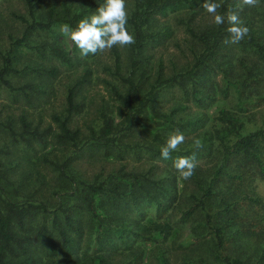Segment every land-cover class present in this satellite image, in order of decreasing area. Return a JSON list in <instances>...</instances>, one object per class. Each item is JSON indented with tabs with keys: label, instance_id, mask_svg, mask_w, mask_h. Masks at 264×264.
Wrapping results in <instances>:
<instances>
[{
	"label": "rangeland",
	"instance_id": "1",
	"mask_svg": "<svg viewBox=\"0 0 264 264\" xmlns=\"http://www.w3.org/2000/svg\"><path fill=\"white\" fill-rule=\"evenodd\" d=\"M174 1L180 3L150 18L145 33L156 37L140 53V69L132 72L129 46H114L82 57L70 38L60 32L61 25L71 21L75 27L80 19L94 13L88 0H30L36 21L45 23L52 14L54 23L47 30L30 31L19 45L17 41L26 30L21 19L31 21L28 4L26 0H0V67L2 56L9 55L15 72L8 80L16 88L0 86V162L9 168L15 200L34 206L45 203L49 211L43 215L40 209H34L35 214L20 232L33 245L30 264H58L60 259L57 251L51 252L48 237L44 233L37 236L36 232L44 227L57 245L52 218L58 215L63 221V208L71 209L67 213L81 228V234L74 235L76 253L88 248V264H101L93 243L92 214H98L101 228L115 229L122 223L121 228L138 232L160 223L169 226L166 237L156 232L151 240L133 237L121 243L114 239L111 248L102 243L100 252L110 253L106 264H220L215 259V228H222V256L255 264L264 252V179L254 177V170H247L243 161L227 158L224 162L219 146V140L230 144L235 139L224 126L225 117L236 120L240 135L264 129V55L248 44H225V37L200 76L187 78L184 73L193 66L195 56L204 52L197 36L205 33L211 38L217 25L202 7L205 0ZM232 2L234 7L224 16L236 12L249 28L244 39L264 45V2L258 0L254 6L245 5L243 0ZM126 4L129 18L137 10L136 0H126ZM127 28L132 33L130 25ZM141 69L146 70L143 92L155 84L158 73L164 79L176 76L177 83L159 89L157 111L147 110L139 124L130 132L120 133L114 144L99 145L91 139L90 129L98 132L102 114H115L118 102L110 88L117 86L124 92L121 78L132 74L137 81ZM77 83L75 103L79 107L71 118V127L81 131L82 141L74 148L56 143L58 128L51 117L65 113L68 91ZM23 118L31 130L42 132L51 127L52 131L42 142L31 140L30 146L19 138L15 141L6 125L20 133ZM176 130L184 134L185 142L170 154V159H163L161 148ZM195 140L200 141L199 146ZM192 155L197 161L195 173L183 180L173 166L174 160ZM44 158L59 167L54 168ZM221 165H225L227 176L213 180ZM239 173L245 175L243 183L233 180ZM140 175L153 179L157 187L166 184L167 198L148 179L143 182L162 204L160 207L142 195L132 204L129 194H139L134 177ZM85 183H102L117 199L101 196L93 202L91 211L81 188ZM188 183L194 188L187 187ZM209 183L214 185L210 195L206 194ZM72 186L79 187L74 193L77 196L71 193ZM207 215L212 217L210 224Z\"/></svg>",
	"mask_w": 264,
	"mask_h": 264
},
{
	"label": "trees",
	"instance_id": "2",
	"mask_svg": "<svg viewBox=\"0 0 264 264\" xmlns=\"http://www.w3.org/2000/svg\"><path fill=\"white\" fill-rule=\"evenodd\" d=\"M264 2V0H261ZM31 21H26L21 19L26 24V30L24 31L23 37L17 41V44H21L22 41L26 38L28 33L33 30H47L54 23L53 17L48 16L47 22H38L34 19L33 16V6L30 4V0H26ZM104 3V0H88V5L91 8L92 12H95L96 9ZM180 3V1L174 0H143L139 2L136 0L137 10L128 18V25L132 29V34L135 37V43L128 45L133 59L131 62L132 72L139 70L141 66V60L138 59L140 53L145 48L146 44L149 41H153L156 35L146 34L145 27L148 25L150 18L153 15H156L165 8L171 7L175 4ZM221 7L219 8V14L223 15L230 8L234 7L235 2L232 0H222L220 2ZM225 22H226V17ZM225 22L222 25H217L216 30L211 38L207 34H201L197 36L198 41L204 46V52H201L199 55L195 56V61L193 66L187 70L184 75L187 78L192 80L197 79L200 76V73L203 69L207 67V63L210 58H215L218 52L223 39L228 37L227 29L225 28ZM69 25L74 28L72 22H69ZM193 36L196 35L193 32H190ZM239 43L248 44L249 46L255 48L259 54L264 55V45L257 43L254 39H243ZM60 57H64L60 55ZM63 59V58H62ZM144 69V68H143ZM141 69L138 80L132 78V74L121 78V83L125 88L124 92H121L119 87L112 86L110 92L117 100L118 105L115 108V114L113 117H110L106 114H102L101 121L102 126L95 132L90 129V137L94 142L98 143L103 147H108L111 144H114L115 141H118L119 135L122 132H130L132 128L139 124V120L144 115L147 110L157 111L155 109V104L159 96V89L164 88L165 86H170L177 83L176 76L164 79L161 73H158L154 83L149 85V90L143 92V80L145 79V71ZM15 70L12 65V60L9 55L2 56L1 58V67H0V86H3L9 90H16L8 80V76L14 73ZM53 72V71H52ZM80 85V83L75 84L73 88L68 91L66 97V109L63 115H53L51 120L57 124L58 132L54 134V139L57 144H62L65 146H71L74 148L78 147V144L81 139V131L78 128L71 127V118L73 114L78 109V105L75 103V90ZM201 102V100H199ZM115 118H118V122L115 121ZM224 126L229 129L235 139L227 144L224 140H219L220 153L224 159V162L227 161V158H231L235 161H243V165L248 166L247 170H254L253 176L256 175L261 179H264V129H258L256 131L250 132L245 135L239 134V126L236 120L233 117H225L222 119ZM21 128L20 133H16L10 125H6V128L11 135V137L23 141L25 145L30 146L31 140H38L42 142L44 137L51 133V127L46 128L44 131L39 132L37 129H30V124L21 119ZM158 138V136H155ZM48 161V164L54 168H58V164L55 162L49 161V159L44 158ZM226 165V164H225ZM225 165L219 166L215 171L213 180L219 181L221 177H226L227 174L224 171ZM4 167H6L4 169ZM238 167V164L236 168ZM8 166L3 162H0V264H30L29 253L32 248V243L27 237L21 235V231L26 227V223L29 222L35 214V210L40 209V212L44 215L48 211L45 203H40L37 206L31 205L28 202H19L13 198L11 195L12 192V182L8 177ZM136 180L135 187L138 189L139 194L130 193L129 198L132 204L135 205L138 196H143L149 202H155L157 207H160L162 204L157 198H155L152 192L146 190L143 182L147 183L149 180L150 184L155 185L153 179L149 178L146 175L135 176ZM245 175L239 173L234 176L233 180H238L239 183H243ZM148 179V180H146ZM166 179V178H165ZM166 181V180H165ZM114 183V182H113ZM164 183L163 185L156 186V189L162 194L165 193V197H169V192L167 186ZM82 192L84 194V201L86 202V207L93 211V202L99 200V197H109L111 196L113 200L117 199L113 190L111 188L105 187L102 183H85L82 185ZM187 187L194 188L190 183L186 184ZM115 187V186H113ZM198 188V186H195ZM79 188V187H78ZM75 186H72L71 193L74 194L78 189ZM208 191L206 194L210 195L213 191L214 185L209 183ZM172 191V190H171ZM77 196V194H74ZM87 197V199H85ZM171 198V197H170ZM246 199L252 203H258V200L250 196H246ZM201 205L204 209V204L198 202L197 204ZM81 208L83 206L80 205ZM231 206L228 204L227 208ZM70 208H63L62 214L64 216L63 221H61L58 215H54L52 218L53 227L56 232V237L59 240L56 245V240L54 237L47 232L44 227H41L40 230L36 232L37 236H40L44 233L48 237V244L52 253L56 252L57 257L60 259L58 264H88V261L85 260L87 256V250L80 251L76 253L77 246L75 241L76 234H81L80 226H76L71 215L67 213ZM137 213L140 214L139 211ZM92 220L95 221L92 223V235L93 243L97 245L96 251L98 252L101 264L108 263L110 253H101V244L103 243L107 248L112 247L114 239L121 243H125L126 240H129L133 237H139L143 240H151L153 233H156L160 236H165V230L169 227L165 223L155 224L151 229L143 228L138 232L131 229L121 228L124 224H120L119 227L115 229L111 226H106L101 228V222L98 219V214L91 215ZM207 224H210L212 217L210 215L206 216ZM164 226V227H163ZM120 228V230H118ZM214 238L216 241V251L215 259L220 264H244L241 260L237 258H230L222 256L219 252L224 244L222 237V228H215L213 230ZM104 252V251H103ZM90 254V252H88ZM264 258V252L260 256L259 260L255 264H262ZM136 264V263H135Z\"/></svg>",
	"mask_w": 264,
	"mask_h": 264
},
{
	"label": "clouds",
	"instance_id": "3",
	"mask_svg": "<svg viewBox=\"0 0 264 264\" xmlns=\"http://www.w3.org/2000/svg\"><path fill=\"white\" fill-rule=\"evenodd\" d=\"M245 5H256L258 0H243ZM202 7L214 18L216 25H222L225 17L218 13L221 7L215 0H205ZM228 37L225 44H238L249 33V28L244 25L236 12L230 11L227 15ZM128 11L126 0H104L96 11L80 19L74 28L68 24L60 26V32L70 38L80 50L82 57L89 54L96 55L114 46L124 47L135 43L134 35L128 31ZM185 142V136L179 130L169 134L166 144L161 148L163 159H170L171 153L179 149ZM194 143L199 146L200 141ZM183 180H189L195 173L197 161L195 155L178 156L173 163Z\"/></svg>",
	"mask_w": 264,
	"mask_h": 264
}]
</instances>
